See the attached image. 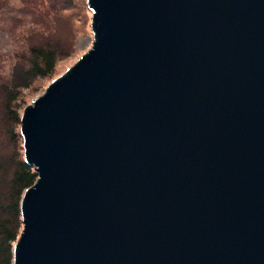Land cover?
<instances>
[{"label": "water", "instance_id": "95a60500", "mask_svg": "<svg viewBox=\"0 0 264 264\" xmlns=\"http://www.w3.org/2000/svg\"><path fill=\"white\" fill-rule=\"evenodd\" d=\"M86 4L21 113L12 264H264V0Z\"/></svg>", "mask_w": 264, "mask_h": 264}, {"label": "trees", "instance_id": "16d2710c", "mask_svg": "<svg viewBox=\"0 0 264 264\" xmlns=\"http://www.w3.org/2000/svg\"><path fill=\"white\" fill-rule=\"evenodd\" d=\"M82 9H88L86 0H0V36L6 35L9 43L6 51L0 47V135L20 140L22 149L20 157L0 154V264L13 263L14 244L23 229L21 198L37 179L24 159L20 109L27 103L22 91L39 78H49L46 87L60 75L55 67L72 40L71 31H76L74 14ZM61 16L71 24L63 36L57 33Z\"/></svg>", "mask_w": 264, "mask_h": 264}, {"label": "rangeland", "instance_id": "374dc122", "mask_svg": "<svg viewBox=\"0 0 264 264\" xmlns=\"http://www.w3.org/2000/svg\"><path fill=\"white\" fill-rule=\"evenodd\" d=\"M80 1V0H76ZM57 9L60 11V6L57 7ZM61 12V11H60ZM88 14H90L89 10H81L76 11L74 14L75 16V25L76 31L71 28L72 33V40L71 42H68V46L66 49L65 55L57 62V65L55 67V74H61L63 71H65L70 65H72L77 58L86 52L92 45V33L90 28V21L88 20ZM91 16V14H90ZM58 34L67 35L69 26L71 25L69 21L65 19V17L61 16L58 18ZM66 23V24H65ZM56 28V27H55ZM64 28V29H63ZM0 47L3 51H6L9 48V43L6 35L0 36ZM5 69H8V67H5ZM49 78L44 79H37L33 83L32 87L30 89H25L22 91L23 94V101L27 104H30L37 96H39L46 87V83L48 82ZM2 106H1V100H0V113L2 112ZM21 112L23 109H20ZM19 110V112H20ZM14 130L17 131V125H13ZM21 141L16 139H10L7 136L0 135V154L4 156H10L13 153H17L19 157L21 156Z\"/></svg>", "mask_w": 264, "mask_h": 264}]
</instances>
